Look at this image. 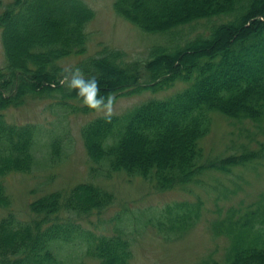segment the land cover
<instances>
[{
  "label": "trees",
  "instance_id": "trees-1",
  "mask_svg": "<svg viewBox=\"0 0 264 264\" xmlns=\"http://www.w3.org/2000/svg\"><path fill=\"white\" fill-rule=\"evenodd\" d=\"M114 10L148 33L198 21L206 28L177 46L152 47L145 62L149 84H139V72H128L126 64L116 61V52L74 66L85 79L97 78L99 95L105 97L118 89L183 84L172 95L139 103L123 115L87 122L82 136L92 171H122L162 191L197 182L206 169L228 172L264 153L263 140L256 149L203 162L200 146L213 111L264 120V0H115ZM92 16L83 0H12L0 10L5 57L0 66L2 207L10 201L3 178L28 172L39 145L46 148L49 162L63 158L60 136L42 143L38 125L10 123L3 111L22 103L23 95L40 96L53 89L79 97L60 83L62 76L71 79L74 67L65 73L57 62L83 50L85 25ZM112 201L111 192L83 182L65 193L48 192L30 201L34 217L8 212L0 217V264H83L82 256L74 254L78 244L97 264H130V241L119 222L111 234L100 235L78 222L101 213ZM199 216L198 205L181 201L164 207L155 221L165 236L168 231L178 236ZM127 217L117 216V221ZM211 227L228 243L222 258L211 255L203 264H264V193L243 211L230 208L217 216Z\"/></svg>",
  "mask_w": 264,
  "mask_h": 264
},
{
  "label": "rangeland",
  "instance_id": "rangeland-1",
  "mask_svg": "<svg viewBox=\"0 0 264 264\" xmlns=\"http://www.w3.org/2000/svg\"><path fill=\"white\" fill-rule=\"evenodd\" d=\"M83 1L93 11L85 25L84 48L57 62L58 67L68 68L69 72L76 64L85 66L90 59L116 52V61L126 64L128 72L132 73L134 68L139 72L136 78L139 84H149L151 79L145 72V62L152 47L177 46L186 37L191 38L206 28L204 21H198L194 27L185 24L166 33H148L118 15L114 10L115 0ZM9 2L12 0H0V10ZM4 63L0 35V66ZM63 77H60V83L64 85ZM182 86L177 82L166 89L114 90L107 95L115 98L112 116L123 115L152 98L172 95ZM22 98L19 105L4 109L6 120L14 124L38 125L42 143L51 135L60 136L63 158L49 162L46 148L39 145L35 150L36 162L28 172L6 175L2 182L10 201L6 207L0 206V217L8 212L22 218L34 217L29 208L30 201L44 193H65L79 183L92 182L111 192L113 201L101 213L85 215L78 222L94 235L111 234L113 225L119 222L117 226H121L130 241V264H203L211 255L222 258L228 243L225 235L214 233L212 221L217 216H225L230 208L247 209L264 193V153L253 156L245 164L233 166L228 172L206 169L199 175V181L162 191H156L146 180L122 171H107L102 167H95L92 171L94 164L87 155L82 128L87 122L103 117V113L84 106L81 97L65 96L57 89L40 96L23 95ZM263 137L262 118L258 122L213 111L210 129L200 140L201 159L205 162L244 149H256ZM181 201L198 205L200 216L182 234L175 236L168 231L165 236L159 232L155 220L168 204ZM117 216L128 217L117 221ZM84 251L78 244L73 253L82 256L83 264H97V259Z\"/></svg>",
  "mask_w": 264,
  "mask_h": 264
},
{
  "label": "clouds",
  "instance_id": "clouds-1",
  "mask_svg": "<svg viewBox=\"0 0 264 264\" xmlns=\"http://www.w3.org/2000/svg\"><path fill=\"white\" fill-rule=\"evenodd\" d=\"M63 71L67 73L69 69L65 68ZM62 83L66 84L70 91H76L77 95L81 97L84 106L101 111L105 119H111L114 114L115 98L99 95L100 84L97 78L85 79L83 71L79 67H74L71 79L65 75Z\"/></svg>",
  "mask_w": 264,
  "mask_h": 264
}]
</instances>
